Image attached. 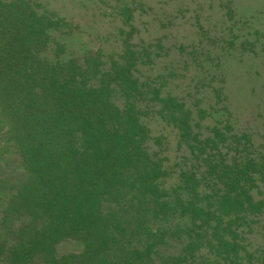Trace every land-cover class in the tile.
<instances>
[{
  "label": "trees",
  "instance_id": "obj_1",
  "mask_svg": "<svg viewBox=\"0 0 264 264\" xmlns=\"http://www.w3.org/2000/svg\"><path fill=\"white\" fill-rule=\"evenodd\" d=\"M36 4L0 0V264H207L206 250L215 264H244L238 227L264 216L249 133L228 118L195 129L184 101L139 81L142 53L128 43L109 57L64 54L60 17ZM149 93L203 156L171 191L146 145ZM67 238L81 250L59 251Z\"/></svg>",
  "mask_w": 264,
  "mask_h": 264
},
{
  "label": "rangeland",
  "instance_id": "obj_2",
  "mask_svg": "<svg viewBox=\"0 0 264 264\" xmlns=\"http://www.w3.org/2000/svg\"><path fill=\"white\" fill-rule=\"evenodd\" d=\"M33 1L37 10L60 17L63 24L52 33L66 41L64 54L100 50L109 57L127 45L141 51L135 74L144 87H157L159 95L172 94L184 101L200 125L195 129L209 131L218 119L223 125L228 118L235 131L249 133L253 146L245 151L264 161V0ZM114 99L120 103L117 95ZM141 104V120L150 134L147 148L161 159L166 170L161 185L171 191L182 170L192 165L203 169V156L192 154L151 93ZM5 169L0 161V171L6 173ZM261 191L264 197V185ZM238 236L249 251L242 249L237 262L262 264L264 216L251 227L239 225ZM57 248L79 251L82 243L67 238ZM215 257L207 250L202 255L207 264H215Z\"/></svg>",
  "mask_w": 264,
  "mask_h": 264
}]
</instances>
